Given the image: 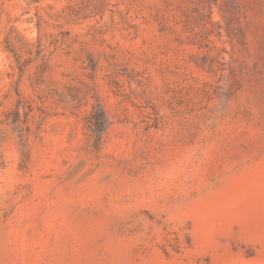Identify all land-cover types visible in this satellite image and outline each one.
I'll use <instances>...</instances> for the list:
<instances>
[{
  "label": "rangeland",
  "instance_id": "1",
  "mask_svg": "<svg viewBox=\"0 0 264 264\" xmlns=\"http://www.w3.org/2000/svg\"><path fill=\"white\" fill-rule=\"evenodd\" d=\"M0 264H264V0H0Z\"/></svg>",
  "mask_w": 264,
  "mask_h": 264
}]
</instances>
